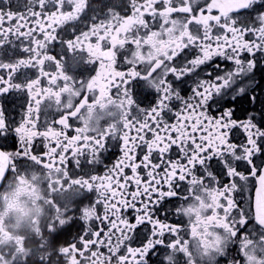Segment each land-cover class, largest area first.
<instances>
[{"label": "snow or ice", "instance_id": "6c2138e0", "mask_svg": "<svg viewBox=\"0 0 264 264\" xmlns=\"http://www.w3.org/2000/svg\"><path fill=\"white\" fill-rule=\"evenodd\" d=\"M29 174L63 222L24 264H264V0H0V186Z\"/></svg>", "mask_w": 264, "mask_h": 264}, {"label": "flooded vegetation", "instance_id": "af4514ba", "mask_svg": "<svg viewBox=\"0 0 264 264\" xmlns=\"http://www.w3.org/2000/svg\"><path fill=\"white\" fill-rule=\"evenodd\" d=\"M81 0H77V7ZM53 19H58L53 17ZM45 173L44 178L47 177ZM36 184L33 177L21 176L14 184L0 186V264H24L25 260L33 257L38 245L36 240H42V233L49 230L51 221L58 223L63 220L56 216V205L51 204L47 195V185L43 179ZM60 251H68L69 264H80L73 252L58 246ZM84 264H103L108 257L90 252L87 256L81 252ZM35 258H39L38 254Z\"/></svg>", "mask_w": 264, "mask_h": 264}]
</instances>
